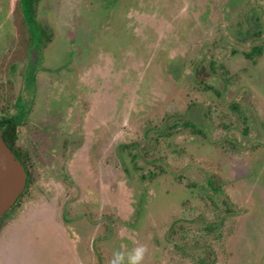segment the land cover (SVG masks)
I'll return each mask as SVG.
<instances>
[{
	"label": "rangeland",
	"instance_id": "374dc122",
	"mask_svg": "<svg viewBox=\"0 0 264 264\" xmlns=\"http://www.w3.org/2000/svg\"><path fill=\"white\" fill-rule=\"evenodd\" d=\"M0 95L39 134L0 264H264V0H0Z\"/></svg>",
	"mask_w": 264,
	"mask_h": 264
},
{
	"label": "water",
	"instance_id": "95a60500",
	"mask_svg": "<svg viewBox=\"0 0 264 264\" xmlns=\"http://www.w3.org/2000/svg\"><path fill=\"white\" fill-rule=\"evenodd\" d=\"M36 50L32 52L35 58ZM27 170L2 137L0 129V216L9 210L27 182Z\"/></svg>",
	"mask_w": 264,
	"mask_h": 264
},
{
	"label": "trees",
	"instance_id": "16d2710c",
	"mask_svg": "<svg viewBox=\"0 0 264 264\" xmlns=\"http://www.w3.org/2000/svg\"><path fill=\"white\" fill-rule=\"evenodd\" d=\"M39 0H20V7L22 12L30 19H33L35 8L37 6V3ZM251 5V4H250ZM252 6V5H251ZM244 20L240 23H237V29L235 32V38L243 40L245 36H248L249 38H259L262 34V23H261V15L259 10H257L254 6L250 8L244 15H243ZM246 26V28L243 30V26ZM37 33L39 35V38H41L43 35L46 36V31L43 28L37 27ZM244 35V36H243ZM262 51V46L261 45H254L252 47V52L254 53H261ZM232 109H234L236 112L237 110V105L232 104ZM192 125L189 121L183 120L182 122L175 123L173 126L174 127H188ZM7 145L13 150L15 153L16 157L21 160L20 155L18 152L15 150L13 146V142L7 141ZM24 161H22L23 163ZM24 164V163H23ZM26 166V165H24ZM27 170V167H25ZM31 177L29 175L27 182L30 183ZM27 184V187L29 185ZM211 185H214L213 182H210ZM26 187V188H27ZM25 188V190H26ZM24 193V192H23ZM20 198L16 201L15 205L19 202ZM207 230H217L215 226H207ZM205 259L200 258L199 264H204Z\"/></svg>",
	"mask_w": 264,
	"mask_h": 264
},
{
	"label": "flooded vegetation",
	"instance_id": "af4514ba",
	"mask_svg": "<svg viewBox=\"0 0 264 264\" xmlns=\"http://www.w3.org/2000/svg\"><path fill=\"white\" fill-rule=\"evenodd\" d=\"M36 52H37V48H36ZM37 91V95H38V90H36ZM0 99H1V95H0ZM23 103V102H22ZM22 103L21 104H19V105H22ZM33 104L34 103H29V108H28V110L27 111H23V109H21V108H19L18 107V113H16V114H11V115H8L7 114V108L9 107V106H7V107H3L2 106V109H3V111L4 112H2L1 114H0V129H1V132H2V137H3V139H4V141L7 143V141H9V142H13V146H14V148H15V150L18 152V154L20 155V157H21V162L22 161H24L22 164L23 165H26V166H24V167H27V173H28V176H27V180H28V177H29V175H30V172H29V169H28V165H27V157L29 156V154H30V151L29 150H27V149H25V148H23V147H21L19 144H18V140H19V135H21V141L24 139V138H27V137H38L39 136V134L37 133V134H35V133H33V130H32V128L31 129H29V126H28V123H27V119H28V117H32V114H30L31 112H30V110L33 108ZM18 105V106H19ZM44 105L46 106V108L49 106V104L47 103V104H45L44 103ZM50 113H53V111H51V109H50V111H49ZM48 114V119L51 121V120H53L52 118H53V116H54V114L52 115V114ZM42 116V119H47V117H46V115L43 113V115H41ZM36 117H38V115L36 116ZM51 125V124H50ZM32 132V133H31ZM20 141V142H21ZM12 150V149H11ZM13 151V150H12ZM15 154V153H14ZM16 156V155H15ZM26 169V168H25ZM30 177H31V175H30ZM31 181V180H30ZM29 182H26V186H25V188L27 187V184H28ZM30 184V183H29ZM29 186V185H28ZM25 188H24V190H23V192L25 193V191L27 190V188H26V190H25ZM21 193L20 194V196L18 197V199L24 194V193ZM17 199V200H18ZM16 200V201H17ZM16 203V202H15ZM15 203H14V205H15ZM13 205V206H14ZM12 206V207H13ZM5 214V213H4ZM3 216V215H2ZM1 217V216H0Z\"/></svg>",
	"mask_w": 264,
	"mask_h": 264
},
{
	"label": "clouds",
	"instance_id": "9594fccd",
	"mask_svg": "<svg viewBox=\"0 0 264 264\" xmlns=\"http://www.w3.org/2000/svg\"><path fill=\"white\" fill-rule=\"evenodd\" d=\"M144 253L145 248L139 246L127 253V261L125 262V253L115 252L109 264H140L144 257Z\"/></svg>",
	"mask_w": 264,
	"mask_h": 264
}]
</instances>
